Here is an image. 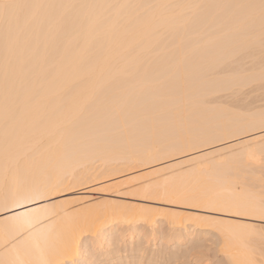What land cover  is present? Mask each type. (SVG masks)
Returning a JSON list of instances; mask_svg holds the SVG:
<instances>
[{"label":"snow or ice","instance_id":"obj_1","mask_svg":"<svg viewBox=\"0 0 264 264\" xmlns=\"http://www.w3.org/2000/svg\"><path fill=\"white\" fill-rule=\"evenodd\" d=\"M63 7L0 0L5 69L0 264H264V111L257 119L245 107L257 79L264 88V0L71 5L95 14L68 40L67 27L39 15ZM125 9L135 13L124 15ZM166 36L178 43L161 53L159 42ZM105 38L116 42L111 55L102 62L88 56ZM22 40L35 41V49L21 51ZM17 69L35 84L10 90ZM146 90L156 98L153 124L187 125L186 134L157 140L141 121L130 123ZM123 138L137 151L105 163L146 170L128 187L111 190L165 207L101 204L137 211L144 228L139 240L130 238L129 229L110 232L98 217L78 251L69 253L56 226L79 214L81 202L60 196L91 182L89 162L104 155L101 144ZM217 141L225 147L216 148ZM218 156L230 158L232 166L208 172ZM166 158L174 162L154 166ZM199 172L209 178L189 180ZM173 205L186 211H173ZM181 221L205 231L185 240Z\"/></svg>","mask_w":264,"mask_h":264},{"label":"bare ground","instance_id":"obj_2","mask_svg":"<svg viewBox=\"0 0 264 264\" xmlns=\"http://www.w3.org/2000/svg\"><path fill=\"white\" fill-rule=\"evenodd\" d=\"M20 3H36L44 5H64L63 8H51L42 9L39 11L41 18L51 20L55 25L61 29L67 27V35L64 37L65 40L72 39L80 35L81 27L80 22L84 21L86 17H90L95 14V10L80 9L70 7L71 5H82V4H98V3H113V4H137V3H201V4H214V3H233V2H244V0H16ZM115 11V10H114ZM135 10L125 9L123 10L124 15H133ZM79 17V21L75 23H70ZM116 31L120 30V26H117ZM115 41L110 38H105V44L101 48L98 44H93L88 50L87 55L93 57L95 60L102 62L105 58L111 55V48L115 46ZM178 43L173 37L166 36L162 37L159 42V50L161 53H166L168 48L174 46ZM35 41L33 40H22L21 51L24 48L30 50L35 49ZM42 52V50H41ZM255 69L256 72L260 71V51L259 46L255 49ZM155 59V58H153ZM163 59V56L161 57ZM36 72L39 68L35 69ZM151 75V73H150ZM32 84H35V79L33 76H29L25 73L20 72L19 69L16 70L15 74L10 77V90L12 86L19 91L21 87L28 88ZM254 90L249 93L246 97L245 107L251 112L257 114V119L259 113L264 111V88L261 87L259 79L254 82ZM253 93H255L253 95ZM252 94L253 96H250ZM4 97H5V69L3 60V42L0 40V159H2L4 150V119H3V108H4ZM223 99H228V96H224ZM156 104L155 94L151 91L146 90L140 97L138 101V106L132 111L130 117V123L134 121H141L144 132L148 135L154 136L157 140L165 135L169 134H179L184 135L187 132V125L173 126L169 122H156L153 124V105ZM160 111H164V107L161 106ZM104 134V130L101 129V135ZM216 148H223L225 145L217 141L215 144ZM101 148L105 149L104 155L100 158H96L94 162H89V171L94 177V179L85 185H76L75 190H69L61 194L60 199L62 201H79L81 202L79 208V214H70L63 217L57 224V231L63 236V240L66 242V250L69 253H74L79 249V242L84 239L88 234V229L95 227L97 218L100 217L105 221V228L110 232H115L120 228H125L130 230V238L132 235L135 236L137 241L143 231V220L137 211L125 210L122 208H101V204H111L114 202H119L123 205H128L130 208H138L142 203L146 204L147 207L151 208H161L165 207L162 201H147L143 202L137 196H120L116 191L111 190L115 187H128L134 182L135 178L140 175L141 171H145L144 168L130 169L121 166H117L115 163H105V159L118 160L124 159L131 156L135 151H137V146L132 144L123 138L116 143L101 144ZM206 151H211L209 147H205ZM254 150L259 152V144L254 145ZM174 161L171 158H166L162 162L156 163L155 167H163L167 164H171ZM210 168L208 172L214 173L216 171H226L228 170L233 161L230 158L218 156L215 160H211ZM107 169V171H106ZM209 178V175L205 172H199L196 175L189 177L193 183L203 182ZM81 186H84L81 188ZM81 189H78V188ZM97 188L109 189L105 191H97ZM173 211L185 212V206L183 205H173L170 206ZM194 214L203 215L202 210H194ZM128 221V223H125ZM181 225L184 227L183 237L185 240L191 238L195 234L205 231V229L191 221H181ZM163 224L156 228V231H162Z\"/></svg>","mask_w":264,"mask_h":264},{"label":"rangeland","instance_id":"obj_3","mask_svg":"<svg viewBox=\"0 0 264 264\" xmlns=\"http://www.w3.org/2000/svg\"><path fill=\"white\" fill-rule=\"evenodd\" d=\"M255 93H253V95H254ZM252 94H250V96H253ZM84 186H81V188H83ZM80 187L78 188V189H81ZM75 189H77V188H74L73 190H75ZM161 228H162V230L164 229V227H162L161 226ZM144 230V229H143ZM143 232V231H142ZM195 235H198V234H195ZM195 254L193 253V256H194ZM193 256H189V259H192L193 258Z\"/></svg>","mask_w":264,"mask_h":264}]
</instances>
